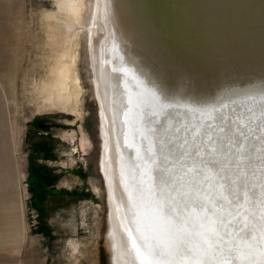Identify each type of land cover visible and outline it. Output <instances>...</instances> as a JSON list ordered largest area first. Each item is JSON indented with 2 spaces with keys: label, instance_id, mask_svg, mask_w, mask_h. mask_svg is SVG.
<instances>
[{
  "label": "bare ground",
  "instance_id": "obj_1",
  "mask_svg": "<svg viewBox=\"0 0 264 264\" xmlns=\"http://www.w3.org/2000/svg\"><path fill=\"white\" fill-rule=\"evenodd\" d=\"M57 5L60 13H53L50 18L55 21L47 26L54 41V62L35 90L40 105L80 113L82 88L76 61L77 40L83 33L102 142L110 264H140L132 239L140 243L137 228L143 209L137 207L136 198L141 180L153 201L176 207L171 199H163L159 169L171 167L164 156L174 160L171 150L176 144L184 138L192 143V133L182 124H203L202 134L213 131L209 142H215L213 146L235 140L230 153L223 149L228 154L226 174L238 185L246 182L255 201L245 205L247 212L241 210L239 222L255 213L259 225L264 214V0H59ZM137 98L154 105L156 114H151L149 103L137 108ZM220 137L225 139L221 142ZM150 146L154 157L148 152ZM137 150L141 159H136ZM195 151L191 148L185 163L204 169ZM204 152L209 159L208 149ZM237 161H242L238 167ZM216 170V165L205 169L212 176ZM203 175L197 170L188 179ZM165 193L176 195L174 189ZM180 216L178 209L177 226ZM252 235L259 248L260 231ZM171 236L175 242V230ZM150 239L157 243L155 237Z\"/></svg>",
  "mask_w": 264,
  "mask_h": 264
},
{
  "label": "rangeland",
  "instance_id": "obj_2",
  "mask_svg": "<svg viewBox=\"0 0 264 264\" xmlns=\"http://www.w3.org/2000/svg\"><path fill=\"white\" fill-rule=\"evenodd\" d=\"M58 1L0 0V264H110L102 142L83 33L80 113L40 105L35 90L54 62L47 26L60 13Z\"/></svg>",
  "mask_w": 264,
  "mask_h": 264
},
{
  "label": "snow or ice",
  "instance_id": "obj_3",
  "mask_svg": "<svg viewBox=\"0 0 264 264\" xmlns=\"http://www.w3.org/2000/svg\"><path fill=\"white\" fill-rule=\"evenodd\" d=\"M129 103L133 101L130 99ZM145 103L150 104L143 98H137L135 101L137 108ZM150 107H153L151 114L155 115L154 105L150 104ZM168 127L171 128L170 123ZM181 127L192 133V143H189L188 138H184L182 143L176 144L171 150L176 158L170 160L168 155L164 156V160L170 163L171 167L159 169L162 173L159 180L160 191L164 194L163 199L165 201L171 199L176 207L153 201L151 196L145 193L143 180L139 182L136 202L137 207L143 209L140 227L137 228L140 243H137V239H132V246L140 259V264H173L176 257L180 258L177 264H256L257 260L264 264V214L259 217V225L254 222L258 219L255 213L245 217L243 224L239 222L241 210L247 212L245 205L254 204L255 201L249 197L246 182L238 185L236 180L226 174L228 163L225 161L228 160V154L223 153V149L228 148L230 153L236 143L235 140L229 139L228 144L213 146L215 142L213 145L209 144L213 141V131L205 130L202 134L203 124L199 126L194 123L191 126L182 124ZM212 128V125L208 126V129ZM179 131L177 128L176 132ZM219 131L223 132L224 129L221 128ZM235 134L232 133L233 136ZM239 135L245 134L240 132ZM197 137L201 139L198 141ZM224 139L225 137H220L221 142ZM149 143L151 145V140ZM161 143L163 145V141ZM169 143H173V140L170 139ZM193 147L196 149L195 157L204 162V169H200L196 164L189 166L185 163L192 155ZM205 148L208 149L207 160ZM177 149L180 151L177 152ZM237 151H242V146L238 147ZM148 152L155 156L151 146ZM136 159H141L139 150ZM152 163L155 164L156 160L153 159ZM240 163L242 161H237V167ZM213 165L217 166L215 176L205 171ZM136 167L139 168V164ZM197 170L204 173L202 179L196 177L188 179L189 174ZM173 172L175 175H172ZM149 179L155 180V177L150 176ZM165 189H174L176 195L168 196ZM151 192L152 189L149 188L148 193ZM261 196L264 197V193ZM177 197H181L182 201ZM178 209L181 213L179 226L175 223V213ZM197 209L199 211H196ZM234 219L237 220L235 224ZM257 229L261 233L259 248L255 246L256 237L252 235ZM173 230L177 237L175 242L171 236ZM150 237H155L157 243L154 244ZM161 256H167L169 259L159 258Z\"/></svg>",
  "mask_w": 264,
  "mask_h": 264
}]
</instances>
